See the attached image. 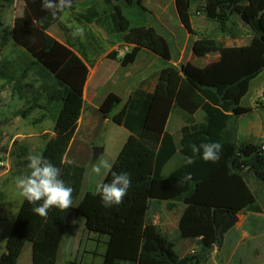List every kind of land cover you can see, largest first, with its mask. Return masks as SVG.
<instances>
[{
    "label": "trees",
    "instance_id": "1",
    "mask_svg": "<svg viewBox=\"0 0 264 264\" xmlns=\"http://www.w3.org/2000/svg\"><path fill=\"white\" fill-rule=\"evenodd\" d=\"M20 1L21 11L13 19L10 38L40 64L50 82L44 90L60 104L52 134L40 154L61 168V178L73 188L72 206L83 216L85 229L106 237L101 264H206L210 248L222 245L219 231L228 216L260 210L259 191L249 185L248 174L264 186V151L260 144H237L236 118L251 110L240 105V99L250 81L264 70V0H174L181 25L188 34L196 35L192 54L218 55L202 67L191 62L169 63L172 52L167 38L151 24H131L125 14L128 9L145 12L144 22L147 16L154 18L141 0H102L101 8L92 1L79 13L81 22L106 25L131 46L121 58L115 51L108 54L121 66L131 64L142 48L163 61L152 90L138 89L125 99L110 91L98 105L105 118L120 105L111 120L129 132L111 165L113 171L130 174L131 187L122 204L107 208L97 190L79 197L84 168L66 158L83 108L88 75L86 64L71 46L49 32L66 9L53 16L42 8V0ZM75 1L71 0L72 6ZM193 3L195 11L206 18L225 25L230 22V29L234 24L249 27L252 35L248 42L223 46L216 38L195 32L190 23ZM197 111L202 114L199 121L195 119ZM172 112L184 120L178 135L166 129ZM213 141L223 147L218 162L197 159L186 164L190 145ZM172 158H178L177 165L162 176ZM186 173L192 174V180L176 188L177 180ZM110 180L107 171L101 184ZM161 202L167 210L181 206L178 237L197 238V248L183 256L176 252L174 241L150 212L151 205ZM33 207L22 199L0 253V264H17L26 244L31 247V264H57L67 209L52 207L47 217H41Z\"/></svg>",
    "mask_w": 264,
    "mask_h": 264
},
{
    "label": "rangeland",
    "instance_id": "2",
    "mask_svg": "<svg viewBox=\"0 0 264 264\" xmlns=\"http://www.w3.org/2000/svg\"><path fill=\"white\" fill-rule=\"evenodd\" d=\"M92 1L102 7V0ZM167 2L168 0H154L156 6H153V10L160 14L164 23L171 28L170 33L162 27L154 14V18L147 16L146 22H144L145 12L128 9L125 14L131 24H151L162 33L170 43L172 59L175 62L180 60L177 62L178 66L185 62H191L198 67L204 66L210 58L192 55L191 45L194 36H186L185 29L178 28L176 19L174 16L172 19L171 16L172 3H169L168 8ZM21 5L20 0H0V158L8 162L7 167H0V253L4 250L5 240L23 199L18 194L16 178L29 173L26 157L29 154L41 153L46 140L52 134L54 118L60 106L59 102L51 99L49 93L44 90V86L50 82L40 64L10 38L12 22L14 17L20 13ZM195 6V3L190 6L192 13L190 21L195 32L206 37L220 39V44L227 46L248 42L252 35L249 27L234 24L230 29L228 26L230 22L225 25L217 19L206 18L202 12L195 11ZM71 30L73 31L72 28ZM103 33L114 34L116 38L114 43L122 41L121 34L110 30L106 25L103 27ZM71 38L73 39L72 36ZM126 45L124 42L118 45L115 50L118 58L122 57L118 56V51L124 54L130 50L131 46L125 48ZM102 65H106L107 74L110 76L99 80L96 95L114 91L125 99L138 89H151L156 80L157 71L163 66V61L150 52H143L135 63L127 66H121L118 61ZM99 69V74H101L102 69ZM263 91L264 70L250 82L248 91L240 99V105L251 109L254 107V110L236 118V137L239 125L240 130L243 129L242 132L247 130L250 124L253 125L252 138L240 136L236 138L238 145L249 142L260 144L264 140V101L258 98ZM92 96L91 88L87 87L86 99L90 100ZM86 107L88 105H85V109ZM119 108L120 105L116 106L106 118L97 110H87L91 115V120L88 115L82 117L81 125L75 132L73 142L70 143L66 158L84 168V179L79 197L87 191L96 192L107 170L102 169L101 174L97 175L91 172V167L103 161L112 164L129 135L122 125L111 120V115ZM199 117L198 115L197 121L201 120ZM180 120L181 117L173 112L168 122V130L177 133ZM254 125L257 126L254 128ZM93 146L103 148L96 159H92ZM176 162L177 158H172L164 166L162 176H166ZM248 182L251 187L257 188L259 191L257 200L264 206V186L258 184L251 173L248 174ZM180 208L175 211L179 212ZM150 212L155 215L156 220L161 221L160 226L166 229L168 235L174 234L176 222L174 216L170 214L174 213V210H167L163 203H160L157 206L151 205ZM233 227L229 229L230 232L233 231ZM89 233L85 230L83 216L78 215L66 229L58 252V262L64 260L63 264H67L68 261H75L78 264H96L105 244L97 237V234L93 233L95 236H91L92 232ZM23 262L24 258L21 259L20 264Z\"/></svg>",
    "mask_w": 264,
    "mask_h": 264
},
{
    "label": "crops",
    "instance_id": "3",
    "mask_svg": "<svg viewBox=\"0 0 264 264\" xmlns=\"http://www.w3.org/2000/svg\"><path fill=\"white\" fill-rule=\"evenodd\" d=\"M91 2H92V0H76L71 8H68V9L63 11V13L61 14V16L58 20V23L53 25L49 29V32L58 41H60L61 43L69 44L71 46V48L81 58V60L86 64V66L88 68V75H87L86 82H85V85L83 88V100H84L83 101V108H82L80 117H79L78 122H77L76 131H77V129H79V126L81 125L82 117H84V116L86 117L88 115L89 120H91L90 119L91 115L88 114L87 110H91V109L97 110L98 105L100 104L101 100L103 99V97L105 95V94L96 95V91H98V90H96V88L98 87L99 80H101V78L107 79L110 76L107 74L108 69H107L106 65H102V64L107 63V62L118 61L117 59L109 58L108 54L111 53L112 51H115L117 49L118 45L120 43L124 42V41H121L119 43H114V40H116L115 35L114 34H104L103 33L104 25L96 24L93 21L81 22L80 20H78V17H80L79 13L84 11V9L87 8L91 4ZM141 3L145 8L150 10L152 12V14H154L156 16L158 22L162 25V27L165 28L170 33L171 28L164 23V20L161 18L160 14L154 12V10H153V6L154 7L156 6L154 4V0H141ZM169 3H172V8H173V11H171L172 12V15H171L172 19L174 16L177 24L179 25L178 28H180V30H184L183 26L181 25V23L178 19V15H177V12H176V9L174 6V0H168V2H167L168 8L170 5ZM98 8H101V7L98 6ZM190 23H191V21H190ZM76 26H81L84 28L83 36H77L74 38L72 35H70V33H72L71 28L74 30V28ZM185 32H186V30L184 31V33ZM185 34H186V36H188V35L194 36V39L196 37L195 34H188L187 32ZM71 36L73 37L74 40L71 38ZM187 38H189V37H187ZM217 40L220 42V39H217ZM245 43H247V42H243L242 44H239V45H243ZM223 46H227V45L223 44ZM229 46H231V45H229ZM77 47H79L80 49L78 50ZM143 52H150L154 56H157L158 58L161 59L160 56H158L154 52L150 51L149 49L142 48L138 52L135 60L132 63H135L138 60L141 53H143ZM217 56L218 55L216 53H210V54H205L204 56H195V57H207V58H210L208 61V62H210L212 60H215L217 58ZM179 61L180 60H178L177 62H179ZM177 62H175L173 59H171L169 61V63L178 66ZM128 65H130V64H128ZM99 68L102 69L101 74H99V72H100ZM158 71H157V73H158ZM262 71L259 74H261ZM156 77H157V74H156ZM255 78L252 79L251 81L255 80ZM154 83H153L151 89H141V90H152ZM87 87L91 88V94L93 95L90 100L86 99V97H85ZM112 92H114V91H112ZM85 105H88V107H86L87 109H85ZM253 110H254V107L249 112H251ZM172 113H170V116ZM174 113L178 114L181 117V120H180L181 123H179V126H178V131H179L181 126L184 124V120L179 113H177V112H174ZM245 114H247V113H245ZM245 114H243V115H245ZM198 115L200 116L199 118L202 119V114L200 111H197L195 113V119L197 120ZM170 116H169L167 124H166L167 130H168L167 126H168ZM256 126L257 125H254V128ZM252 128H253V125L250 124L248 126V129L244 130L242 132L243 129L240 130V125H239L236 138H240V136H244V138H248V139L252 138V132H251ZM168 131L170 133L178 135V131H177V133L174 131H170V130H168ZM74 138H75V134H74V137L72 139V142H73ZM68 152H69V149H68L66 155L68 154ZM177 162H178V158H177ZM176 165L177 164H174V167ZM161 203H163V205H164V202H161ZM257 203L260 206V210H258V211L247 210V211H244L240 214H237L238 220L232 229L233 231L230 232V230L229 231L227 230L223 234L222 245L220 247L214 246V250L211 251L210 258L206 264H264V206L261 205V203H259L258 201H257ZM178 208H180V206ZM176 209H174V213H172V212L170 213L171 215L174 216L176 224H175L174 234L169 235V237L175 243L174 247H175L176 252L180 256H183L186 253L191 252L192 250L197 248V238L196 239H180L178 237L177 220H178L181 208H180L179 212L175 211ZM170 211H173V210H170ZM152 218H153V221L155 223H158L160 225L159 222H161V221L156 220L155 219L156 217L154 214H152ZM162 230L164 232H166L165 228H162ZM87 233L90 234L88 231H87ZM91 234H92L91 236H95L93 233H91ZM99 239L101 241H103L105 244L106 237L102 236V237H99ZM63 240H64V238H63ZM63 240H62V242H63ZM104 250H105V248H104ZM104 250H103V252H104ZM83 251L85 252V249ZM103 252H100L99 261L96 264H101ZM23 253H24V257H23ZM92 253L94 254V252H92ZM22 258H24L23 264H31V247L29 244H26L24 246L22 253L20 254V256L18 258L17 264H20ZM63 261L58 262V260H57V264H63L64 263Z\"/></svg>",
    "mask_w": 264,
    "mask_h": 264
},
{
    "label": "clouds",
    "instance_id": "4",
    "mask_svg": "<svg viewBox=\"0 0 264 264\" xmlns=\"http://www.w3.org/2000/svg\"><path fill=\"white\" fill-rule=\"evenodd\" d=\"M72 7L71 0H42V8L50 11L53 16L57 12ZM200 13V12H199ZM72 36H83L84 28L76 26ZM191 156L186 160L187 165L194 164L197 159L205 162L216 163L220 160L223 147L219 142H203L190 145ZM30 170L28 174L16 178V188L19 196L23 197L30 205H35L32 211L41 216L47 217L48 211L56 207L62 211L72 207L73 188L68 186L61 178V168L55 166L42 154H29L26 157ZM102 169L111 173V180L97 186V193L100 195L104 207L120 205L131 187V177L126 171H113L112 165L107 161L101 164H94L91 172L101 174ZM190 180L192 174L186 173L177 180L176 188H182Z\"/></svg>",
    "mask_w": 264,
    "mask_h": 264
},
{
    "label": "water",
    "instance_id": "5",
    "mask_svg": "<svg viewBox=\"0 0 264 264\" xmlns=\"http://www.w3.org/2000/svg\"><path fill=\"white\" fill-rule=\"evenodd\" d=\"M127 97V96H126ZM103 151V148L100 146L92 147V159H96L99 154ZM79 215L76 207L72 206L65 211L64 214V227L68 229L71 225V222ZM238 220V215L233 213L228 216L227 220L221 225L219 235L223 236V234L229 230ZM211 251L214 250V246L210 248Z\"/></svg>",
    "mask_w": 264,
    "mask_h": 264
},
{
    "label": "built area",
    "instance_id": "6",
    "mask_svg": "<svg viewBox=\"0 0 264 264\" xmlns=\"http://www.w3.org/2000/svg\"><path fill=\"white\" fill-rule=\"evenodd\" d=\"M197 13H199L198 11H197ZM127 44V43H126ZM129 46V44H127L126 46H125V48H127ZM124 52V51H123ZM126 53V52H125ZM124 53V54H125ZM123 53H122V51H118V56H122L123 57V55H124ZM261 101H264V95L263 94H261V95H259V97H258ZM260 149L261 150H263L264 151V140L260 143ZM8 166V162H7V160L6 159H3V158H0V167H7Z\"/></svg>",
    "mask_w": 264,
    "mask_h": 264
}]
</instances>
